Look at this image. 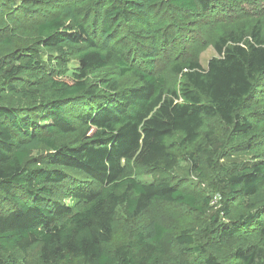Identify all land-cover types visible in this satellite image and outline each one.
<instances>
[{"label": "trees", "instance_id": "trees-1", "mask_svg": "<svg viewBox=\"0 0 264 264\" xmlns=\"http://www.w3.org/2000/svg\"><path fill=\"white\" fill-rule=\"evenodd\" d=\"M231 1L0 0V264H25L35 246V264H166V223L116 236L121 208L133 221L157 202L179 220L177 264H264L262 21L223 31L207 67L175 62L177 87L156 64L177 48L178 28L188 36L189 23ZM40 48L75 55L76 78H46ZM109 67L136 82H89ZM215 120L230 129L226 154L250 160L225 165L201 149ZM184 152L208 191L169 177L143 182L123 163L167 175ZM216 191L220 206L194 221Z\"/></svg>", "mask_w": 264, "mask_h": 264}, {"label": "rangeland", "instance_id": "rangeland-1", "mask_svg": "<svg viewBox=\"0 0 264 264\" xmlns=\"http://www.w3.org/2000/svg\"><path fill=\"white\" fill-rule=\"evenodd\" d=\"M219 5V4H218ZM262 21L263 34H264V0H232L231 2L222 3L219 9H216L212 13L203 14L192 23H189L187 27L191 30V34L185 36L181 34L178 28V42L177 48L163 49L160 51L157 57V71L162 73L166 78V85L168 88H174L181 84L182 76L173 70V64L175 62H181L186 59H194L200 61L205 67H207L208 61L218 56L214 48V43L219 35L226 30L233 29L237 26L244 27L250 25L256 21ZM35 59L43 66V70L46 71V78L48 73L60 80L72 81L76 78L78 68L80 66L78 58L71 54L67 59H60L54 51L40 48ZM49 75V76H50ZM115 77L121 80V85L127 86L136 82V79L132 76L120 77L119 72L115 67H109L99 72H92L88 76L89 82H93L100 77ZM42 86V85H41ZM260 95V94H258ZM264 107V102H262ZM230 129L220 121H211L208 126V132L204 135V139L201 140L202 148H207L208 154L213 155V151L216 153V157L222 155L220 158L221 164L229 165L232 162H243L250 160L252 157L249 153L237 151L226 154V147L224 142L229 136ZM209 133V134H208ZM189 156L184 152L180 157L178 166L169 174L163 175L161 172L154 169L140 166L132 161L124 160L123 163L126 166V172L128 176H132L137 180L143 182H153L158 180L169 179L176 181L183 179L184 181H193L194 186L202 185L207 191L209 190V181L203 180L196 174L190 171ZM77 175L76 172H73ZM221 194L216 191L212 202V209L207 214H196L193 216L194 221H201L210 216L213 210H216L221 204ZM216 208V209H214ZM151 220H158L166 223L171 232L167 234L164 240V246L167 251V263L177 264L178 260L183 259V256L179 254L177 243L175 241V234L178 232L179 220L171 217V210L168 208V204L157 202L144 215L137 220H130L126 214L124 208H121L117 214V240L123 241L136 229ZM248 239L244 236H240L239 243H244ZM236 245L238 242L235 243ZM39 252L38 247L35 246L29 250L26 254L25 264H35L38 260Z\"/></svg>", "mask_w": 264, "mask_h": 264}]
</instances>
